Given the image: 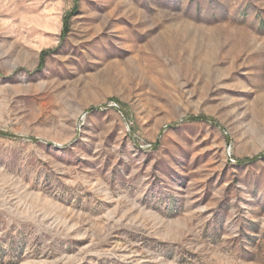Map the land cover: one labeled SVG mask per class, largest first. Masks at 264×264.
I'll return each instance as SVG.
<instances>
[{"label": "rangeland", "instance_id": "1", "mask_svg": "<svg viewBox=\"0 0 264 264\" xmlns=\"http://www.w3.org/2000/svg\"><path fill=\"white\" fill-rule=\"evenodd\" d=\"M262 155L264 0H0V264H264Z\"/></svg>", "mask_w": 264, "mask_h": 264}, {"label": "trees", "instance_id": "2", "mask_svg": "<svg viewBox=\"0 0 264 264\" xmlns=\"http://www.w3.org/2000/svg\"><path fill=\"white\" fill-rule=\"evenodd\" d=\"M69 18H67L66 19V21H65V28H64V34L66 35V33H68L69 32ZM45 57H46V55H45V53L43 52L42 53V56H41V66L42 65H44V63H45ZM205 118L204 117H196V120H204ZM262 156H264V155H262ZM248 160H250V159H248Z\"/></svg>", "mask_w": 264, "mask_h": 264}]
</instances>
